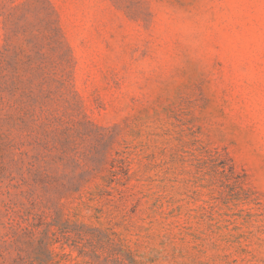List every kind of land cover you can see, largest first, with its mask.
Here are the masks:
<instances>
[{
    "label": "rangeland",
    "instance_id": "1",
    "mask_svg": "<svg viewBox=\"0 0 264 264\" xmlns=\"http://www.w3.org/2000/svg\"><path fill=\"white\" fill-rule=\"evenodd\" d=\"M39 215L264 264V0H0V264Z\"/></svg>",
    "mask_w": 264,
    "mask_h": 264
},
{
    "label": "trees",
    "instance_id": "2",
    "mask_svg": "<svg viewBox=\"0 0 264 264\" xmlns=\"http://www.w3.org/2000/svg\"><path fill=\"white\" fill-rule=\"evenodd\" d=\"M35 217L40 219L42 216ZM50 217L51 222L42 217L46 229L41 238L37 236L38 225L32 224L27 228L32 251L27 252V257L19 255L13 264H60V254L53 248L54 240L57 239L76 249L80 256L89 258L94 264H147L122 234L112 229L110 231L65 217Z\"/></svg>",
    "mask_w": 264,
    "mask_h": 264
}]
</instances>
